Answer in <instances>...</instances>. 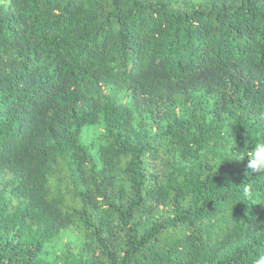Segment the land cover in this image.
Returning <instances> with one entry per match:
<instances>
[{
    "label": "trees",
    "instance_id": "obj_1",
    "mask_svg": "<svg viewBox=\"0 0 264 264\" xmlns=\"http://www.w3.org/2000/svg\"><path fill=\"white\" fill-rule=\"evenodd\" d=\"M261 137L264 0H0V264H254Z\"/></svg>",
    "mask_w": 264,
    "mask_h": 264
},
{
    "label": "clouds",
    "instance_id": "obj_2",
    "mask_svg": "<svg viewBox=\"0 0 264 264\" xmlns=\"http://www.w3.org/2000/svg\"><path fill=\"white\" fill-rule=\"evenodd\" d=\"M226 132L231 134L232 127L226 129ZM245 152V156L248 158L246 164V167L249 170L248 174H259V176L264 175V137L257 139L254 144L251 145L250 149H245ZM236 153L237 155H239V152ZM252 187L253 185L247 184L242 188V192L245 194L246 197L250 193ZM254 264H264V254L258 255L254 261Z\"/></svg>",
    "mask_w": 264,
    "mask_h": 264
},
{
    "label": "rangeland",
    "instance_id": "obj_3",
    "mask_svg": "<svg viewBox=\"0 0 264 264\" xmlns=\"http://www.w3.org/2000/svg\"><path fill=\"white\" fill-rule=\"evenodd\" d=\"M97 133V129L93 132L92 128L87 132V136L90 134ZM77 232L71 228L64 230L59 236L54 238L51 242L46 245L47 258L52 259L64 250L65 245L70 241L75 240Z\"/></svg>",
    "mask_w": 264,
    "mask_h": 264
}]
</instances>
